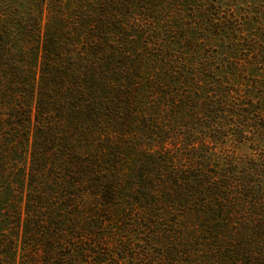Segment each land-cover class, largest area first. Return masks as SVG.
<instances>
[{
  "label": "trees",
  "instance_id": "1",
  "mask_svg": "<svg viewBox=\"0 0 264 264\" xmlns=\"http://www.w3.org/2000/svg\"><path fill=\"white\" fill-rule=\"evenodd\" d=\"M215 1L0 6V264H264V0Z\"/></svg>",
  "mask_w": 264,
  "mask_h": 264
},
{
  "label": "rangeland",
  "instance_id": "2",
  "mask_svg": "<svg viewBox=\"0 0 264 264\" xmlns=\"http://www.w3.org/2000/svg\"><path fill=\"white\" fill-rule=\"evenodd\" d=\"M11 2V5L16 6L19 0H0V6L6 2ZM160 3H171L172 1H159ZM262 3L261 0H217L215 4L218 6L220 11H225L228 15H233L238 18L239 22L243 23L245 27L244 15L245 13L258 4Z\"/></svg>",
  "mask_w": 264,
  "mask_h": 264
}]
</instances>
